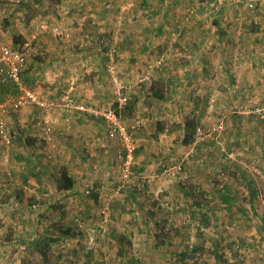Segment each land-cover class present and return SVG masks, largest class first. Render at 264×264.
Listing matches in <instances>:
<instances>
[{
	"label": "rangeland",
	"instance_id": "374dc122",
	"mask_svg": "<svg viewBox=\"0 0 264 264\" xmlns=\"http://www.w3.org/2000/svg\"><path fill=\"white\" fill-rule=\"evenodd\" d=\"M15 38L29 44L32 90L56 87L30 75L37 58L66 61L38 133L26 128L30 150L11 134L14 112L0 116L11 136L0 139V264H264V0H0V45ZM72 96L118 109L132 152L67 110Z\"/></svg>",
	"mask_w": 264,
	"mask_h": 264
},
{
	"label": "built area",
	"instance_id": "2783aa9c",
	"mask_svg": "<svg viewBox=\"0 0 264 264\" xmlns=\"http://www.w3.org/2000/svg\"><path fill=\"white\" fill-rule=\"evenodd\" d=\"M8 4H20L21 0H1ZM2 14L6 15V10H2ZM57 29H55L56 31ZM58 32V30H57ZM60 34V33H58ZM28 42H23L16 47H7L0 45V88L13 87L20 92V97L17 100L11 101L12 103L0 105V116L8 114L9 110L17 111L20 108L26 106L27 103L35 104L40 108L46 109L52 104H47L44 100L38 99L32 93H30L24 84L22 74L25 68L26 52L28 49ZM120 90V87L119 89ZM118 108L126 102L125 97H121L118 93L117 98ZM67 110H74L80 113H85L90 117L98 118L102 122V126L106 137L109 140H115L124 146V150L128 155L132 152L130 143L132 134L128 133L125 125L121 122L120 117L116 113V108H107L102 111H98L92 107H86L82 104L75 103L72 99H68L65 103ZM223 124L220 122L213 125L210 129L204 130L201 127L194 129V140L197 143H201L212 139L214 135H218L223 130ZM0 139L6 144H11V136L9 129L5 122L0 117ZM180 166H173L168 169V173L172 175L178 174Z\"/></svg>",
	"mask_w": 264,
	"mask_h": 264
},
{
	"label": "crops",
	"instance_id": "0c3cea01",
	"mask_svg": "<svg viewBox=\"0 0 264 264\" xmlns=\"http://www.w3.org/2000/svg\"><path fill=\"white\" fill-rule=\"evenodd\" d=\"M199 9H201V7H199ZM64 12H63V14H64ZM139 26L136 27L137 30L140 29L143 32H148L149 30L151 31V29L149 28L150 25H142L143 28H140ZM163 31H164V26L163 25L157 26L154 29V33L155 34H157V33H163ZM133 41L134 42H136V41L139 42V39L138 40H136V39L134 40L133 39ZM148 42L149 41L146 40V41H144L142 43V40H141V42H139V44H143L142 49H146L148 47ZM196 45L199 46V43H197ZM195 54H197V56H198V53H187L188 56L186 58H194V55ZM37 59H39V60H36L38 62H37V64L35 65V67L33 69V73L30 74L32 76V78H36V81L37 82H45V81H47L48 83H50L51 80H53L56 83V87H55V89H53L54 87H50L46 83V85H44L46 88L45 89L44 88L38 89V91L30 89L27 84L25 85V88L30 93H32L34 96H36L38 99H40V100H44V99L47 100V98H48L47 95L48 94H50V93L51 94H55V93H58L59 94V92H61L63 90L62 89V86L63 85L61 84V81L59 80V79L62 78L61 77L62 71L59 72V68H57V67L58 66H61L62 62H65L66 61V58H65V56H61V55L59 57L58 56H53V57H50L47 61H44V62H47V64L43 63L44 57L41 56V57H39ZM199 60H200V56L198 57V60L197 61H199ZM186 62L190 63V62H195V61L193 59H191V60L188 59ZM59 74H60V77L58 78V75ZM23 76L25 78L29 79V75H27L26 73ZM64 77H65V75H63V78ZM89 87H91V90H88ZM89 87L87 85L86 95H85V99H84L86 102H91L92 101V97L88 96V94H89V91L91 92L90 94H92V91H93V88H92L93 87V83H91L89 85ZM5 89H8L5 92V94L7 95V98H6V101L5 102H3V103L0 102V105L9 104V103H12L11 101H14V100L19 99L20 92H18L15 88H13V87H6ZM73 89H75L73 91L74 93L79 92L78 91L79 90V85H77V84L76 85H73ZM71 90H72V87H71ZM138 93H142L143 94L144 92L143 91H141V92L138 91ZM146 93L149 94V92H146ZM72 100L75 103H77V104H82L83 105V103H81L80 100L79 99H76V97H74V96H72ZM146 103H148V101H146ZM57 105L59 106V104H57ZM84 106H86V104ZM147 106H149V104H147ZM22 108L23 109H21V110H19L17 112L11 110L14 113H11L9 116H7V114H6L5 116H7L6 117V121L8 120L9 127L11 128V134H12V136L14 134H16L18 136L17 139L20 140L23 143L22 147L25 150L28 151V150H30V147L27 146V145H25V143H24L26 140H28V137L27 136L29 135V133L26 132V128H27L28 125H30V130L36 131L38 133L37 129H31V127H36V126H39L40 125V123L34 121V118H37V117L39 118L40 115H41V118H42V116H44L43 115V110H45V109L40 108L37 105L31 104V103H27L26 106H24ZM55 109H57V108L55 107ZM75 113L77 115H79V116L82 115V113L77 112V111H75ZM1 116H4V115H1ZM35 116H37V117H35ZM38 128L40 130V127H38ZM65 170L67 171L68 175L71 177V174L72 173H70L69 169H65ZM59 175H60V173H59ZM72 188H74V184H73V187Z\"/></svg>",
	"mask_w": 264,
	"mask_h": 264
},
{
	"label": "trees",
	"instance_id": "16d2710c",
	"mask_svg": "<svg viewBox=\"0 0 264 264\" xmlns=\"http://www.w3.org/2000/svg\"><path fill=\"white\" fill-rule=\"evenodd\" d=\"M21 2H22V0H21ZM13 42H14V46H17V39L15 38V40H13ZM23 42H21L19 45H21ZM22 78H23V76H22ZM27 78H25L24 80H26ZM116 107L118 108V105H117V103H116ZM119 109V108H118ZM118 109H116L115 111H116V113L118 114V116H119V112H118ZM130 111H132V109H129ZM193 130V133H194V128L192 129ZM193 133H192V135H193ZM192 135H190L188 138H191L192 137V139H193V136ZM187 142V141H186ZM186 144V143H185ZM59 181H60V185H59V189L60 190H63V191H69L70 189H72V187H73V184H74V181H73V179L68 175V173H67V171L66 170H61L60 171V175H59ZM253 195H254V193L253 192H251V196L250 197H253ZM250 199H252V198H250ZM224 202H227V198L226 197H224L223 199H222Z\"/></svg>",
	"mask_w": 264,
	"mask_h": 264
}]
</instances>
